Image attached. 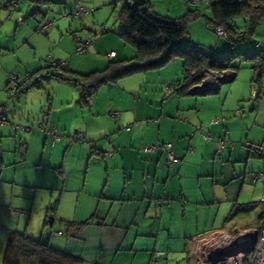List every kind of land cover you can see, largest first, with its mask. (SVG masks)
<instances>
[{
    "label": "crops",
    "instance_id": "obj_1",
    "mask_svg": "<svg viewBox=\"0 0 264 264\" xmlns=\"http://www.w3.org/2000/svg\"><path fill=\"white\" fill-rule=\"evenodd\" d=\"M147 1L154 11L170 17L207 5V0ZM23 4V0L17 3L16 9ZM4 5L5 0H0V52L3 48L12 52L0 55L4 61L0 86H6L7 73L13 69L20 77L31 74L13 96L0 93L5 118L29 124L45 120L58 128L60 139L52 143L45 133L0 125V264L11 232L48 243L78 259L76 264H192V241L197 237L219 228L234 232L257 226L264 215V204L258 201L264 197V157L249 154L238 143L259 140L264 134V75L261 85H256L251 83L253 74L251 82L238 80L236 74L208 94L194 85L180 95L165 88L170 81L159 79L110 83L83 105L73 83L58 84L57 79L50 95L34 75L47 67L38 52L44 42L53 43L55 58H68L67 70L78 69L77 60L57 37L73 21L66 28L67 18L56 19L44 37L34 29L41 6L34 10L28 5L29 14L23 16L28 23L23 25L5 20ZM174 8L179 14L170 15ZM237 17L246 27L244 17ZM255 33L264 48V28ZM99 41L84 59L88 63L109 60L97 53L102 50ZM111 50L115 59L118 51ZM253 88L259 99L252 98ZM45 105L47 111L40 117ZM109 109L118 111L119 118H112ZM213 117L221 121L211 122ZM143 118L151 121L144 123ZM125 125L130 129L125 130ZM195 126H202L212 137L203 139ZM78 132L89 143L71 141ZM216 136L234 141L233 146L216 152ZM157 140L172 141L181 160L166 166L161 151H140L142 144ZM162 197L164 203L154 202ZM62 221L87 223L66 231ZM53 229L63 232L46 238L45 233Z\"/></svg>",
    "mask_w": 264,
    "mask_h": 264
},
{
    "label": "trees",
    "instance_id": "obj_2",
    "mask_svg": "<svg viewBox=\"0 0 264 264\" xmlns=\"http://www.w3.org/2000/svg\"><path fill=\"white\" fill-rule=\"evenodd\" d=\"M19 1L20 0H18V2ZM18 2L13 6L12 0H5L4 6L6 9V17L8 10L13 7L14 11ZM205 3H207L210 10V14L207 16L208 26H221L225 31V37L229 39L230 46L235 45L246 36H252L255 32L256 26L262 19H264V0H207ZM45 14L46 13H43L44 18L39 21L40 23L36 26V30L39 25L45 22L50 21L52 23L51 20L45 19ZM200 15L201 12L198 8H191L187 9L179 16L170 17L154 11L147 0H133L130 4L125 3L123 7L119 9L117 14V20L122 25L119 36L125 44L134 47L135 54L133 56L119 60L109 58L104 68L88 73H76L67 70L64 65L59 68L58 72L51 73L50 75H56L60 81L72 82L77 89L78 101L83 105L89 103L90 98L101 86L114 83L118 79L136 72H144L149 69L161 67L174 58L182 59V81L177 85L172 82H166L165 88H172L180 95L188 92L192 86L201 82L205 74L209 71L217 74L226 72L229 76L226 81L232 80L236 75L238 68V66L234 64V59L236 57L251 60L252 64L250 66L254 71L252 82L256 85H261L262 75H264V54L261 52L248 56L245 52L232 50L228 56L221 58L218 55L208 52L202 46L194 44L183 45L180 43V40L187 33L188 22L196 19ZM240 15L243 16L246 21V27L244 30L237 29L231 24L232 19ZM16 16H20L21 19L16 21L14 19ZM16 16L14 14V18L10 19H13L17 24L23 20V17L20 14H17ZM106 31L105 28L104 31L101 32L104 33ZM256 40L258 39L253 40L254 45ZM48 67L49 66H47V68ZM47 75L49 74H44V76ZM30 76L19 84L18 89L27 79L30 78ZM216 89L217 87L210 91L205 90L201 92H213ZM110 110L112 109L108 110L109 115ZM236 113H239L238 109L236 110ZM111 117L114 119L119 118ZM218 119L217 122H220L221 118ZM142 121L144 123H149L151 118H143ZM138 123V119L133 121V124L135 125ZM126 126L130 129V125H125L123 127L125 130H128L125 128ZM85 141H87L86 137L80 142ZM154 142L172 141L157 140ZM145 144L150 143H144L141 147ZM141 147L140 151H142ZM156 151L161 150L158 149ZM163 155L166 166H171L181 160L180 156L177 154L179 158L178 161L172 164H167L165 154L163 153ZM86 223L87 222L76 224L71 221H62L61 225L65 227L66 231H69L70 228H73L76 225L81 227ZM78 261V259L54 249L48 243L34 240L22 233L11 232L6 241L1 264H76Z\"/></svg>",
    "mask_w": 264,
    "mask_h": 264
},
{
    "label": "rangeland",
    "instance_id": "obj_3",
    "mask_svg": "<svg viewBox=\"0 0 264 264\" xmlns=\"http://www.w3.org/2000/svg\"><path fill=\"white\" fill-rule=\"evenodd\" d=\"M22 2H18L19 4ZM25 4L21 8H15L13 11L15 16L17 14H20L22 17L28 16V5L30 7H33V9H38V7L41 6L42 12H40L41 19L44 18L43 13L46 10L47 14L45 16L46 20H51L52 23L49 25L45 31H38L36 30V26L40 23L37 22L34 29L35 32L41 34L42 36L46 37L49 32V28L54 27V21L60 18H67V26L68 23L73 21L72 25L69 27V29H61V32L57 34V37L61 39V44L64 45L63 48L70 50L72 53L73 59L76 61V73H88L94 70H100L105 67V64L107 63V60L104 62H101L100 64L95 63H88L84 59L87 57H90V55L94 52L93 51V45L95 41L100 40L99 44H102V50L98 51V54H101L106 58L107 56L106 52L109 51L111 48L118 51V55L116 56L115 60L119 59H125L133 56L135 54V49L133 46L125 44L122 39L119 36V32L122 28V25L117 20V14L119 11V6L117 4H114V0H79V3L83 5L84 7L88 9H92L91 12L85 13L82 17H78L74 15V0H50V2H45L44 4H38L37 0H23ZM201 3V2H200ZM194 6V4H193ZM43 7V8H42ZM193 8H198L201 12V15L198 16L196 19H193L188 22L187 24V33L184 35V37L180 40V43L183 45H199L202 46L204 49H206L208 52L218 55L219 57L223 58L230 54V51H241L248 54V56L262 52L261 46H255L253 40L256 39L257 34L255 33L257 29L264 28V19H262L259 24L255 28V32L252 36H246L239 42H237L235 45L230 46L229 39L226 37H217L215 35V32L213 28L209 27L207 24V16L210 14V10L207 5H196ZM207 10V11H206ZM170 15H177L179 14L177 11V8L170 10ZM180 11V10H179ZM31 13V12H30ZM177 13V14H176ZM180 15V14H179ZM7 22H10L12 24H15V21L13 19H10L6 17L5 19ZM30 20V19H29ZM25 22L26 20L23 19L22 21L18 22ZM23 22V25L25 23H28L26 21ZM17 23V24H18ZM104 24L106 28V32L102 33L100 31L101 25ZM231 24L233 27H236L237 29L244 30L245 24L243 22L242 17H234L231 21ZM56 30V25L55 28ZM74 34H79L83 39L89 38L92 40V45L90 47V50L84 54H79L75 52V43L73 39ZM112 45L110 47L106 46V44ZM60 44V45H61ZM57 48V47H56ZM12 52V50H4L1 49L0 55L8 52ZM10 52V53H11ZM39 53H41V61L42 66H49L50 62L52 60H66L68 61V58L64 59H58L55 58V53H57L53 47V43L50 42H44L39 47L38 50ZM69 52V51H68ZM106 53V54H105ZM234 64L238 66L236 74H238V80H248L250 78V75L253 74V69L251 68V60L249 59H241L236 57L234 59ZM4 67V61H0V85L3 82V75H2V69ZM18 69H13L10 72H18L16 71ZM48 70L46 67L45 69H39L37 72L34 73L36 75L37 81L43 88H45V92H48V94H52V88L57 82L58 77L56 75H47L44 76L45 72ZM19 73V72H18ZM26 74H29V72H25L24 75L20 77L22 79ZM146 74V75H145ZM145 76H148L145 77ZM161 77V78H160ZM147 79L149 81H156L163 82L164 80L170 81L177 85L179 82L182 81V59L180 58H174L164 64L161 67L155 68V69H149L147 71H141L136 72L128 76H124L120 79H118L115 84L118 85L121 84H132L137 83L138 80ZM234 80V79H233ZM7 81V76H6ZM232 81V80H231ZM61 81H58V84ZM251 82V81H249ZM7 83V82H6ZM72 83V82H71ZM111 83V84H114ZM254 83V82H251ZM70 84V81L68 83ZM222 84V83H220ZM224 84V83H223ZM254 85V84H253ZM57 86V85H56ZM104 86V85H103ZM255 86V85H254ZM4 85L0 86V93L4 94L6 93L9 96V93L4 89ZM208 94V93H206ZM35 101L38 99V96H34ZM3 103L4 100H2ZM6 111V107H5ZM47 111V106L42 108V111L40 112V117H44L45 112ZM8 112V111H7ZM39 113V112H38ZM20 123H28V122H20ZM35 131V130H34ZM26 132V131H21ZM89 143V141H87ZM259 199V198H258Z\"/></svg>",
    "mask_w": 264,
    "mask_h": 264
},
{
    "label": "built area",
    "instance_id": "obj_4",
    "mask_svg": "<svg viewBox=\"0 0 264 264\" xmlns=\"http://www.w3.org/2000/svg\"><path fill=\"white\" fill-rule=\"evenodd\" d=\"M133 0H114V4L119 6V9L123 7L125 3H132ZM191 2H197L199 0H190ZM18 0H12L13 6ZM75 11L74 15L82 17L85 13L91 12L92 9H88L81 5L78 0H75ZM8 18H14L13 7L7 12ZM16 21L21 19L20 16L14 18ZM51 22H45L38 26V31H45ZM213 28L215 35L217 37H225V31L221 26H210ZM105 26L101 25L100 30L104 31ZM75 43V52L79 54H84L90 50L92 45V40L89 38L83 39L79 34L73 35ZM261 41L256 40L255 45H260ZM115 52L113 50L107 52V57L112 58ZM66 60H52L48 67V70L45 74H51L59 71L61 66H64ZM30 76L26 74L22 79L18 72H9L7 74V84L6 91L9 95H14L18 86L23 82L27 77ZM226 72H221L217 74L215 72L209 71L205 74L204 78L197 85L199 91H210L218 86L221 81H225L228 78ZM251 96L254 99H259L258 90L253 88L251 90ZM110 115L113 117H119L117 111L110 110ZM219 119L214 117L211 119L212 122H217ZM4 123H9L12 128L16 130L32 131L36 130L47 135H50L52 138V143L60 139V133L57 127L45 120H40L35 123H20L14 122L10 123L5 118V104L0 102V125ZM128 129V126L125 127ZM200 136L203 139L211 138V134L204 130L202 126H195ZM85 136L83 133L78 132L71 136L70 140L83 141ZM214 148L216 152H221L224 147H232L234 142L227 140L225 137L218 136L214 142ZM239 146L247 151L249 154L258 157H264V134H262L261 139L259 140H250L244 139L239 141ZM161 150L165 154V159L167 164H172L178 161V155L173 149L172 142H154L150 144H145L141 147V150L144 153L151 154L156 150ZM189 151H192V148H188ZM261 173H255L253 175V181H255ZM165 198H156L154 202L156 204L164 203ZM258 201L264 204V197H260ZM53 233H62L61 229H53L45 233V237L49 238ZM193 245V263L192 264H264V215L260 219L257 226L253 228H242L234 232L228 231L225 228H219L212 230L211 232L197 237L192 241Z\"/></svg>",
    "mask_w": 264,
    "mask_h": 264
},
{
    "label": "water",
    "instance_id": "obj_5",
    "mask_svg": "<svg viewBox=\"0 0 264 264\" xmlns=\"http://www.w3.org/2000/svg\"><path fill=\"white\" fill-rule=\"evenodd\" d=\"M49 222H50V224H51V222H52V217H49Z\"/></svg>",
    "mask_w": 264,
    "mask_h": 264
}]
</instances>
